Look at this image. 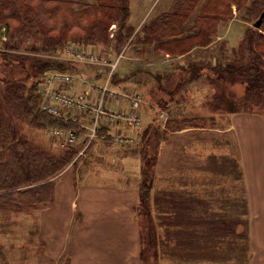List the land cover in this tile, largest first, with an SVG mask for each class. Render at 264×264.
I'll use <instances>...</instances> for the list:
<instances>
[{
	"label": "trees",
	"instance_id": "trees-1",
	"mask_svg": "<svg viewBox=\"0 0 264 264\" xmlns=\"http://www.w3.org/2000/svg\"><path fill=\"white\" fill-rule=\"evenodd\" d=\"M128 1L0 0V37L6 38L4 46L13 48V41L18 43V47L29 41L37 45V48L28 47L36 52L32 56L18 54L11 57L6 52H0L1 60H16L25 67L23 78L4 81L0 92V214L48 208L54 202L56 180L70 163V166H76L80 160L77 158L73 161L86 142V129L40 110L38 84L43 75L53 70L88 72L86 65L59 59L66 42L95 47L112 43L116 55L130 46L143 44L144 48L139 47V51L150 46L153 54H160L161 58L185 57L192 49L205 47L214 40L219 23L232 18L233 7L245 20L253 23L264 12V0H205L192 24L187 26L189 14L197 8L200 0H177L171 11L153 17L134 33V29L127 24ZM112 25L116 29L110 38ZM40 53H46V56ZM52 54L53 58L50 57ZM230 55L221 52L220 60L214 65L188 61L175 82L169 81L172 80L171 74L155 75L159 82L162 78L170 82V88L158 86L168 96L167 99L163 96L159 98L157 103L163 108L160 110L165 111L167 103L173 101L174 94L202 76L217 86L209 102L212 111L255 113L250 108L252 104L264 107V14L260 26L248 28L237 46L231 49ZM170 64L173 65V62ZM208 71L214 78L206 75ZM117 75L115 69L111 85L127 90L123 82L131 81L132 84L134 73L131 70L122 78ZM235 83L243 86L240 97L225 91V86ZM13 119L39 130L51 127L77 129L79 138L73 145L56 149L49 143L44 149L20 135L12 123ZM158 120V117H154L150 123L142 126L133 143L118 149L121 153L132 150L138 154L134 212L139 234L140 263L248 264V206L237 154L210 153L206 155V160L201 163L195 160L196 163L191 166L186 160L181 161L182 153L175 148L173 154L170 152L173 160L161 165L164 144L172 138L173 133L186 128H207L209 124L206 125V120L199 116L170 118L160 129L154 126ZM108 131L102 126L99 137L88 145V151L97 143H102L106 148L110 143L109 138H101V134ZM182 164L195 169L200 167V171L218 178L229 177L230 183L227 184L232 183L230 190L220 191L219 194L225 197L228 210L202 208L198 211L194 205L204 204V201L196 199L195 194L186 198L188 194H181L180 190L155 189L156 181L168 166L184 168ZM72 174L75 185L77 177L73 171ZM237 182L242 183L239 193L235 186ZM213 195V192L208 194L210 198Z\"/></svg>",
	"mask_w": 264,
	"mask_h": 264
},
{
	"label": "rangeland",
	"instance_id": "rangeland-1",
	"mask_svg": "<svg viewBox=\"0 0 264 264\" xmlns=\"http://www.w3.org/2000/svg\"><path fill=\"white\" fill-rule=\"evenodd\" d=\"M204 1L205 0H200L197 8L192 10L189 14L187 26L192 24V21L199 13ZM176 2L177 0H129V17L127 19V24L131 29H134L133 32L135 33L139 29L141 30L143 25L148 23L153 17L171 11ZM232 9V18L225 23H219L216 36L209 45L205 47H196L185 57L172 58L166 56L165 58H161L160 54H153L154 52H152L150 46H146L145 50L139 51V47H141V49L144 48L143 44H136L134 47L132 46V48L130 46L123 50V57H119L116 68L118 78H122V75L124 76L131 70L132 73H134V76H132V84L130 80L128 83L127 81L123 82L120 80L118 82H123L127 90H132V93L138 92L143 97V105L141 106L143 114L142 126L150 123L154 117H158L159 119L154 126L160 129L164 128L165 121L170 118L182 119L199 116L206 120L205 124H209L207 128H186L188 130L185 131L199 138L195 140L198 143L205 142L207 139L211 138L212 142L207 147H193L194 152H196L200 158V161H197L198 163H201L206 155L210 153L216 155H229L227 145H230L229 136H231V134L226 131V129L230 125V117L234 114L246 112L241 111L228 114L226 112L212 111L209 102L212 101L217 86H215L214 83L212 84L205 76L186 85L182 91L176 93L177 95L174 94L175 97L173 101L167 103V109H164L165 111L160 110V108H163L157 103L159 98L163 96L167 99L168 96L164 95V92L162 93L158 86L170 88L168 86L170 82H168L166 78H162L161 82H159L154 76L171 74L170 77L172 80L169 79V81L175 82L178 80L180 70L183 66H187L188 61H196L206 64L207 66L214 65L215 62L220 60L219 56L221 52L227 56H231V49L237 46L244 32L248 28L254 27L253 21L245 20L242 14L236 11L235 7ZM115 29V26L112 25L109 35L110 38ZM5 41V37H0V52H6L10 54L11 57L18 54L25 56L36 54V52L29 50V48L32 47L37 48V45L31 41L22 45L19 44V47L18 43L13 41V48L11 49L4 46L3 42ZM112 45L111 43L106 46H96V48L101 50L100 53L109 52L110 56H112L115 54L111 47ZM44 54L46 53H40L41 56H46ZM52 55H50V57L53 58L54 55ZM170 62H173V65L170 64ZM23 68L25 67L21 66L16 60H14V62H8L0 59V92L3 88L4 81H16L23 78L25 73ZM206 75L214 78V75L210 71L206 72ZM226 90L231 91L237 97H240L244 91L243 86L239 83L225 86V91ZM250 108L256 111L250 114L258 115L264 119V107L252 104ZM161 112L163 114H160ZM12 123L18 129L19 134L33 145L45 149L50 143L46 130L32 128L26 123L16 121L15 119H13ZM151 129L152 128H150V130ZM183 130L184 129L176 131L173 134L180 133ZM182 139H184V137H182ZM120 147L121 146H119V148ZM118 149L116 152H110L102 143H97V145L89 150V154H86L84 159L78 161L76 166H69L64 169V177H68L72 174V170L80 182L115 183L120 186L132 184V188H136L138 181V154H134L132 150L121 153L119 152L120 149ZM89 155H91V157H89ZM123 160H125V163ZM194 163L195 161L191 160V166H193ZM183 167L184 168H177L171 166L167 168L163 175L156 181L155 189L159 191L177 190V192L180 190L181 194H183V192L188 194L186 198L195 194L196 199H202L204 201V204L197 203L194 205L198 211L202 210V208L217 210L223 208L224 210H228L225 197L219 194H221L220 191L230 190L232 183L227 184L230 183L229 177L220 176L218 178L209 172L200 171V167H198V169L186 167L185 165H183ZM235 186L239 193V191L242 190V183L237 182ZM204 191H210V193ZM212 192L214 195L213 198H210L208 194ZM38 223L39 210L11 213L8 215L0 214V225L3 226L0 228L1 262L4 261L6 264H15L22 260L28 262L27 260H32L39 255L43 245L37 237ZM165 262L170 263V261H163L162 264H165ZM63 264H65V261Z\"/></svg>",
	"mask_w": 264,
	"mask_h": 264
},
{
	"label": "crops",
	"instance_id": "crops-1",
	"mask_svg": "<svg viewBox=\"0 0 264 264\" xmlns=\"http://www.w3.org/2000/svg\"><path fill=\"white\" fill-rule=\"evenodd\" d=\"M102 55L113 60L109 52ZM86 68L92 77V66ZM186 130L166 141L161 165L173 160L170 152L173 154L175 148L182 153H179L181 161L186 160L188 165L191 160L200 161L193 147H207L211 138L198 143L195 140L199 138ZM226 131L231 134L227 150L237 154L246 193L248 264H264V119L250 113L234 114ZM64 174L55 182L53 204L39 210L37 237L43 245L41 252L28 262L15 264H63L64 261L65 264H140L134 212L136 188L132 184L80 182L78 178L74 185L73 174L68 177Z\"/></svg>",
	"mask_w": 264,
	"mask_h": 264
},
{
	"label": "built area",
	"instance_id": "built-area-1",
	"mask_svg": "<svg viewBox=\"0 0 264 264\" xmlns=\"http://www.w3.org/2000/svg\"><path fill=\"white\" fill-rule=\"evenodd\" d=\"M59 58L76 64L105 67L100 82L76 73L54 70L43 75L38 84L41 111L86 129V142L76 158L83 156L88 145L99 137L102 126L112 132L109 135L111 150L119 144L132 143L134 134L142 127V96L111 86L118 57L109 61L99 56L92 45L70 42ZM46 132L52 145L58 147L73 145L79 138L77 129L51 127Z\"/></svg>",
	"mask_w": 264,
	"mask_h": 264
},
{
	"label": "water",
	"instance_id": "water-1",
	"mask_svg": "<svg viewBox=\"0 0 264 264\" xmlns=\"http://www.w3.org/2000/svg\"><path fill=\"white\" fill-rule=\"evenodd\" d=\"M263 13H261V15L257 18V20L253 23L254 27L258 28L260 26V23H261V19L263 17Z\"/></svg>",
	"mask_w": 264,
	"mask_h": 264
}]
</instances>
